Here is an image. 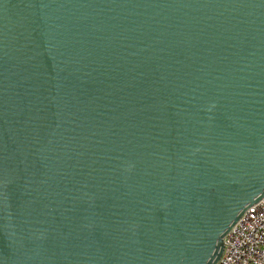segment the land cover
Wrapping results in <instances>:
<instances>
[{
    "label": "water",
    "instance_id": "obj_1",
    "mask_svg": "<svg viewBox=\"0 0 264 264\" xmlns=\"http://www.w3.org/2000/svg\"><path fill=\"white\" fill-rule=\"evenodd\" d=\"M264 198V0H0V264H218Z\"/></svg>",
    "mask_w": 264,
    "mask_h": 264
},
{
    "label": "built area",
    "instance_id": "obj_2",
    "mask_svg": "<svg viewBox=\"0 0 264 264\" xmlns=\"http://www.w3.org/2000/svg\"><path fill=\"white\" fill-rule=\"evenodd\" d=\"M224 245L218 264H264V198L244 213Z\"/></svg>",
    "mask_w": 264,
    "mask_h": 264
}]
</instances>
